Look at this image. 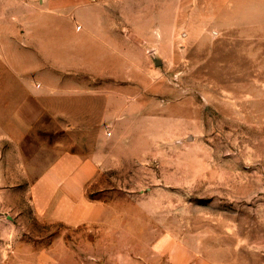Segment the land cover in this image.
Here are the masks:
<instances>
[{
  "label": "rangeland",
  "instance_id": "obj_1",
  "mask_svg": "<svg viewBox=\"0 0 264 264\" xmlns=\"http://www.w3.org/2000/svg\"><path fill=\"white\" fill-rule=\"evenodd\" d=\"M144 4L150 18L125 25L131 40L107 59L123 72L101 79L121 84L131 108L117 134L106 126L100 137L95 122L71 129L46 116L29 128L21 155L10 137L15 106L1 84L19 68L55 76L45 72L52 59L34 48L38 0H0V264H52L63 232L83 241L63 224L40 221L30 193L43 158L56 155L42 152L75 143L122 147V165L102 170L86 192L116 216L108 224L124 228L125 245L171 233L213 264H264V0ZM77 77L84 78L68 74V83Z\"/></svg>",
  "mask_w": 264,
  "mask_h": 264
},
{
  "label": "crops",
  "instance_id": "obj_2",
  "mask_svg": "<svg viewBox=\"0 0 264 264\" xmlns=\"http://www.w3.org/2000/svg\"><path fill=\"white\" fill-rule=\"evenodd\" d=\"M146 1L38 0L43 17L34 23L36 38L41 35L34 48L42 57L52 59L45 72L54 75V80L47 79L43 69L19 68L12 73L14 80L1 84L4 101L8 99L15 106L14 122L18 126L10 137L21 155L25 153L29 128L35 123L37 126L46 116L66 120L65 127L71 129L86 128L83 123L95 122L101 130L100 137L104 136L102 130L106 126L112 127L110 135L117 134L119 120L130 117L131 108L125 104L121 84L101 79L109 73L123 72L117 66L109 67L107 59L123 50L118 43L125 37L131 40L123 32L125 25H137L134 19L139 17L150 18ZM144 10L145 14H141ZM68 74L73 80L75 75L84 78L77 77L80 82L68 83ZM97 77L100 82H93ZM46 152L56 155L43 158L42 170L31 185L35 216L42 222L60 223L67 230L83 235L80 241L65 232L59 234L52 244V264H213L171 233L151 238L146 233L138 244L132 241L125 245L124 228L109 226L108 222L116 216L101 200L90 197L86 187L102 170L122 165V147L112 152L99 143L87 151L75 143L70 148L42 153Z\"/></svg>",
  "mask_w": 264,
  "mask_h": 264
},
{
  "label": "water",
  "instance_id": "obj_3",
  "mask_svg": "<svg viewBox=\"0 0 264 264\" xmlns=\"http://www.w3.org/2000/svg\"><path fill=\"white\" fill-rule=\"evenodd\" d=\"M162 61L160 59H156V64H160Z\"/></svg>",
  "mask_w": 264,
  "mask_h": 264
},
{
  "label": "built area",
  "instance_id": "obj_4",
  "mask_svg": "<svg viewBox=\"0 0 264 264\" xmlns=\"http://www.w3.org/2000/svg\"><path fill=\"white\" fill-rule=\"evenodd\" d=\"M107 134L108 135H110L111 134V130L109 129V130H107Z\"/></svg>",
  "mask_w": 264,
  "mask_h": 264
}]
</instances>
